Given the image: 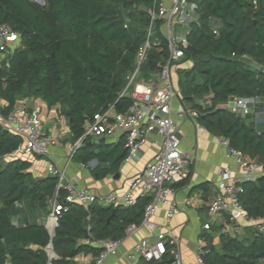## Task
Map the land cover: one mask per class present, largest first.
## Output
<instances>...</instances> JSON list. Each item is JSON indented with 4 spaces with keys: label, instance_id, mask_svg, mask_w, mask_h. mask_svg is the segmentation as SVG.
<instances>
[{
    "label": "trees",
    "instance_id": "1",
    "mask_svg": "<svg viewBox=\"0 0 264 264\" xmlns=\"http://www.w3.org/2000/svg\"><path fill=\"white\" fill-rule=\"evenodd\" d=\"M0 0V24L19 34L18 45L0 60V111L9 114L21 98L58 105L67 120L72 142L95 113L114 106L125 112L129 95H120L157 14L160 0ZM198 20L189 25L185 57L177 90L182 103L196 111V121L210 133L229 140L264 172V129L253 113L242 117L223 106L234 97H264V0H197ZM150 46L138 69L144 81L157 77L167 56L163 20L152 22ZM206 102H210L208 106ZM21 138L0 124V264H45L50 244L54 263L70 264L79 254L97 257L102 248L89 241L121 239L139 224L149 197L131 205L93 202L63 206L50 236L45 220L55 196L57 178L34 177L30 162L5 157ZM124 135L116 143L75 147L72 159L97 160L96 178L116 169L126 157ZM108 163L106 167L101 164ZM238 199L247 213L264 217V174L240 183ZM64 192L58 190L57 200ZM220 227H216L218 232ZM86 230L88 233H86ZM87 234V237H86ZM204 264H264V232L248 235L203 233ZM167 251L160 259L138 264H171Z\"/></svg>",
    "mask_w": 264,
    "mask_h": 264
},
{
    "label": "built area",
    "instance_id": "2",
    "mask_svg": "<svg viewBox=\"0 0 264 264\" xmlns=\"http://www.w3.org/2000/svg\"><path fill=\"white\" fill-rule=\"evenodd\" d=\"M197 0H160L157 14L151 11V24L157 17L163 20V33L167 41L168 56L160 65L157 80L144 81L138 78L139 65L145 57V52L150 46L149 37L152 25L148 28V34L144 45L136 58V68L128 76V82L120 95H129L131 104L125 112H116L114 106L109 104L94 114L91 122L85 125L83 134L74 142L77 147L83 140L90 137L111 136L122 133L125 137L126 159L139 157L140 147L152 132L161 135L156 140L157 149L152 159L137 173L129 182L128 187L122 194L108 193L105 196L94 194L89 188L77 185L68 179L64 170L55 164H50L47 174L57 178L55 196L51 203V209L44 222L49 230L56 225L57 217L63 206L68 203H77L88 209L93 202L105 204L131 205L138 198L149 197L144 207L143 217L139 224L130 225L125 230V235L145 226L149 233L153 234L154 240L148 237L142 238L134 250L128 254L131 260L160 259L167 251V246H172L171 264H183L182 256L178 248V238L162 224L155 222L152 218L160 206H165V220L169 221L175 214L177 207L171 196L175 192L174 183L187 176L191 156L181 149L180 142L183 134L182 128L172 118V101L179 96L173 83L171 66L181 62L185 57L184 49L187 46V31L191 23L198 20ZM19 34L7 24H0V54L6 57L19 43ZM232 104L227 103V108L232 112L246 117L258 108L254 120H264V97H234ZM210 105V102H206ZM189 114L196 117V111L183 108L179 116ZM0 124L10 133L21 138L20 144L14 150L17 156L40 155L49 156L52 138L44 133L42 119L37 110L30 108L28 99L21 98L13 106L12 111L4 115L0 111ZM220 144L226 148V153L231 156L239 171L237 174L228 168H220L219 188L220 194L215 196L209 203V212L212 215L223 214L226 216V224L219 228L217 234H240L244 224H249L257 233L264 232V217H252L243 208L238 199L242 187L240 183L244 180H255L263 175L257 162L246 160L242 153L231 147L229 140L220 137ZM58 190H63L64 203L57 200ZM203 229L210 230V223H204ZM50 234H53L50 231ZM120 239L110 238L92 240L90 244L102 248L100 254L95 258L94 264H102L105 257L115 251ZM48 260L45 264L54 263L57 258L52 251L51 245L45 247ZM195 258L198 264H204L202 258V245L195 248ZM73 264V263H70Z\"/></svg>",
    "mask_w": 264,
    "mask_h": 264
},
{
    "label": "crops",
    "instance_id": "3",
    "mask_svg": "<svg viewBox=\"0 0 264 264\" xmlns=\"http://www.w3.org/2000/svg\"><path fill=\"white\" fill-rule=\"evenodd\" d=\"M3 58V56L0 57ZM157 80V77L154 78ZM178 91V90H177ZM30 108L38 111L42 119V129L44 133L52 138L49 159L46 163L38 160L40 155L17 156L12 152L5 157L6 160L20 158L30 162V172L34 177L47 176V167L55 164L62 170L66 177L74 181L77 185L89 188L98 196H105L108 193L122 194L125 192L130 180L139 173L146 164L152 159L157 145L156 140L161 139V135L152 132L140 147L139 157L127 160L126 158L120 165L109 171L104 177L96 178L92 173V168L97 165V160H91L86 164L72 159L75 150L74 142L71 140V132L64 116L59 114L58 105L48 107L44 102L37 98H28ZM230 98L227 103L232 104ZM0 105L4 101L0 100ZM185 106L180 97H175L172 101V118L182 128L180 147L191 156L188 174L186 177L174 183L175 192L171 196L176 202L177 210L169 221L165 220V206H160L153 215V220L166 226L174 236L178 238V248L182 256L183 264H198L195 258V248L204 244L203 233L214 234L217 236L216 227L226 224V216L223 214L212 215L209 212L210 201L220 194L219 188L220 168H228L234 174L239 169L231 156L226 153V148L220 144V137L213 135L203 128L195 118L189 114L179 116L178 113ZM258 108H254L256 116ZM254 119V117H253ZM256 124L264 129V120ZM123 136L118 132L111 136L104 137L103 143H116ZM98 137H88V143L96 142ZM98 143V142H96ZM100 144V143H99ZM125 146V144H124ZM106 167L108 163L101 164ZM102 205H108L98 202ZM204 223H210L211 229H203ZM49 235L50 230L46 227ZM251 226L244 224L241 235H248ZM144 237L149 241L154 240L153 234L149 233L145 226H140L120 239L115 251L109 253L102 264H138L139 260H131L128 254L132 252L136 244ZM94 256L91 254H79L70 263L73 264H94Z\"/></svg>",
    "mask_w": 264,
    "mask_h": 264
},
{
    "label": "rangeland",
    "instance_id": "4",
    "mask_svg": "<svg viewBox=\"0 0 264 264\" xmlns=\"http://www.w3.org/2000/svg\"><path fill=\"white\" fill-rule=\"evenodd\" d=\"M32 1L38 2V0H32ZM1 56H2V53L0 54V57ZM187 65H189L188 62H177V63L172 64L171 75H172V79H173V83L175 85V88H177V80H178V76H179V71L181 69H183L184 67H186ZM48 159H49V157H47V156H41L38 160L46 163L48 161Z\"/></svg>",
    "mask_w": 264,
    "mask_h": 264
},
{
    "label": "water",
    "instance_id": "5",
    "mask_svg": "<svg viewBox=\"0 0 264 264\" xmlns=\"http://www.w3.org/2000/svg\"><path fill=\"white\" fill-rule=\"evenodd\" d=\"M39 3L43 4L44 1L43 0H38ZM179 97V96H178ZM104 136H101V137H98L95 141L98 142V143H102L104 142ZM90 143V141H89ZM61 203H64V201H61ZM86 233H88V231L86 230ZM53 234H50V236H52ZM86 237H87V234H86Z\"/></svg>",
    "mask_w": 264,
    "mask_h": 264
}]
</instances>
